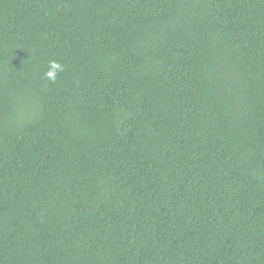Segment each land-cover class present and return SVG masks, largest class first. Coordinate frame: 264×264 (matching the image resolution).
Returning <instances> with one entry per match:
<instances>
[{"label":"trees","instance_id":"16d2710c","mask_svg":"<svg viewBox=\"0 0 264 264\" xmlns=\"http://www.w3.org/2000/svg\"><path fill=\"white\" fill-rule=\"evenodd\" d=\"M0 264H264V0H0Z\"/></svg>","mask_w":264,"mask_h":264},{"label":"clouds","instance_id":"9594fccd","mask_svg":"<svg viewBox=\"0 0 264 264\" xmlns=\"http://www.w3.org/2000/svg\"><path fill=\"white\" fill-rule=\"evenodd\" d=\"M64 71L63 65L55 60L48 62V70L44 74V78L51 83H55L57 80V74Z\"/></svg>","mask_w":264,"mask_h":264}]
</instances>
